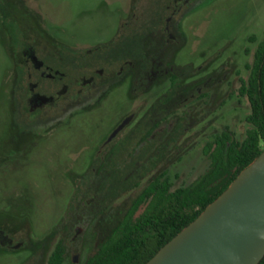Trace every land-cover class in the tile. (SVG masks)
Instances as JSON below:
<instances>
[{"label":"rangeland","instance_id":"1","mask_svg":"<svg viewBox=\"0 0 264 264\" xmlns=\"http://www.w3.org/2000/svg\"><path fill=\"white\" fill-rule=\"evenodd\" d=\"M164 1L0 0V230L22 243L17 250L0 246V264H46L59 242L65 264L84 263L154 179L169 178L172 190L192 186L211 169L204 148L216 136L245 138L250 105L238 90L264 38V0H193L181 20L174 62L186 79L208 61L212 97L207 104L185 103L191 89L186 85L179 141L150 146L142 163L92 159L99 142L131 108L123 95H111L100 107L91 103L86 111L70 109L64 118L38 126L32 122L36 116L23 108L32 79L23 66L22 43L46 34L51 51L71 61L108 44L122 28L149 21ZM72 63L63 72L70 74L69 81L79 80L82 71ZM158 92L150 90V98ZM205 111L208 126L197 127Z\"/></svg>","mask_w":264,"mask_h":264},{"label":"flooded vegetation","instance_id":"2","mask_svg":"<svg viewBox=\"0 0 264 264\" xmlns=\"http://www.w3.org/2000/svg\"><path fill=\"white\" fill-rule=\"evenodd\" d=\"M192 4L193 0H165L149 21L122 28L108 44L87 49L82 57L74 56L71 61L51 51L46 34L33 35L32 43H22L23 66L27 78L32 79L23 108L28 107L25 110L29 116H36L32 122L38 126L44 121L62 119L70 109L86 111L91 103L100 107L111 95L118 94L131 103V108L99 142L94 161L142 163L150 146L176 144L180 139V98L185 86L191 87L185 103L207 104L212 97L213 71L208 61L198 65L186 79L174 62L181 45V20ZM153 47L157 51L155 59ZM71 62V67L82 71L79 80L69 81L70 74L63 72V67ZM153 88L159 92L150 98ZM208 114L205 111L197 127L207 128ZM21 244L0 230V246L17 250Z\"/></svg>","mask_w":264,"mask_h":264},{"label":"trees","instance_id":"3","mask_svg":"<svg viewBox=\"0 0 264 264\" xmlns=\"http://www.w3.org/2000/svg\"><path fill=\"white\" fill-rule=\"evenodd\" d=\"M249 76L238 90L250 105V125L242 141L218 135L206 148L211 169L196 184L172 190L170 179L159 176L143 191L111 234L82 264H146L164 245L196 220L237 176L264 151V38L258 43ZM145 205L134 218L135 211ZM63 243L56 244L46 264H65ZM259 264H264V258Z\"/></svg>","mask_w":264,"mask_h":264},{"label":"water","instance_id":"4","mask_svg":"<svg viewBox=\"0 0 264 264\" xmlns=\"http://www.w3.org/2000/svg\"><path fill=\"white\" fill-rule=\"evenodd\" d=\"M263 258L264 151L146 264H259Z\"/></svg>","mask_w":264,"mask_h":264}]
</instances>
